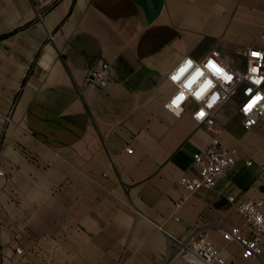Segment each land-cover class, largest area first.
<instances>
[{
	"label": "crops",
	"instance_id": "obj_1",
	"mask_svg": "<svg viewBox=\"0 0 264 264\" xmlns=\"http://www.w3.org/2000/svg\"><path fill=\"white\" fill-rule=\"evenodd\" d=\"M263 24L264 0H0V264H186L169 242L199 231L226 264H259L221 230L244 225L229 196L264 201L246 164L264 163V117L248 129L235 102L220 112L240 158L190 193L179 179L212 134L164 105L184 57L235 62L264 46ZM104 65L107 86L85 82Z\"/></svg>",
	"mask_w": 264,
	"mask_h": 264
},
{
	"label": "built area",
	"instance_id": "obj_2",
	"mask_svg": "<svg viewBox=\"0 0 264 264\" xmlns=\"http://www.w3.org/2000/svg\"><path fill=\"white\" fill-rule=\"evenodd\" d=\"M49 37L50 39L54 38L52 34H49ZM261 37L264 40V24ZM253 52L262 55L254 57ZM213 53L219 55L213 56ZM236 54L239 59L235 62L226 61L221 51L216 48L199 59L190 56L193 60L201 62L196 66L200 67L202 74L186 89L187 99L181 103V107L183 113L190 110L193 119L198 124L205 125L212 134L208 144L194 154L196 166L194 174L183 175L179 179L180 186L190 193L200 188L215 187L218 179L233 168L240 158L238 148L226 145L221 139L223 127L218 120L220 112L228 104L235 102L239 109L241 122L248 129L257 126L264 117V46H242L238 48ZM206 56L211 58L216 67L208 66L204 59ZM216 68H219L220 71H217ZM251 68H256L258 71L253 73L250 71ZM172 70L168 73L167 78ZM192 71L193 69H190L189 73ZM189 73H186L178 83L183 84ZM225 77H231V79ZM110 78L109 67L104 65L90 69L83 79L87 83L105 87ZM209 81L211 83L208 84V87H204L205 82ZM170 83L173 85V91L165 103L178 91L177 85ZM201 88L204 90L197 98L193 93L199 92ZM212 95H216L217 100L211 108H208V104L212 102ZM254 99H256V103L246 111V106ZM200 110L205 112V116L197 121L194 114ZM129 151L132 149L129 148ZM246 164L248 166L256 165L257 173L264 176V163L256 164L254 160L250 159L246 161ZM0 176L6 177V172L2 168H0ZM186 198L176 201V208H179ZM229 200L244 217V225L222 229L223 237L228 242L236 241L241 245L243 258H256L259 264H264V226L257 225L248 212H241L243 205L251 203L257 213L264 215V201L236 199L234 196H229ZM244 228L247 230L246 233ZM16 251L21 253L22 249L17 248ZM169 251L175 256H180L186 264H226L221 251L212 242L207 231L196 232L184 240H170Z\"/></svg>",
	"mask_w": 264,
	"mask_h": 264
},
{
	"label": "clouds",
	"instance_id": "obj_3",
	"mask_svg": "<svg viewBox=\"0 0 264 264\" xmlns=\"http://www.w3.org/2000/svg\"><path fill=\"white\" fill-rule=\"evenodd\" d=\"M259 54L262 55L261 53ZM212 55L218 56L219 54L213 53ZM204 59L205 61H207V64H209V61H212L211 58L207 56ZM200 63L201 62L193 60L190 56H186L177 64V66L169 74L168 77L169 81L177 85L178 91L167 103H165L164 108L165 110L169 111L173 116H175L177 119H179L183 113V108L181 107V103L187 99L186 89H188L197 79V77L201 76L202 74L200 67L196 66L199 65ZM190 69H193V71L189 73ZM186 73H189V75L185 79V82L183 84H179L178 82L181 81L182 77H185ZM225 78L228 79V77ZM204 87H208L207 82H205ZM203 90L204 89L201 88L199 92H194L193 95L197 96V94L202 92ZM216 100H217V96L212 95L211 97L212 102L208 104V108H211ZM204 116H205V112L203 110H200L199 112L194 114V118L197 119V121H200L201 118ZM245 126L247 127V124ZM241 212H248L251 218L255 220L257 225L264 226V215L257 213L251 203L243 205L241 208Z\"/></svg>",
	"mask_w": 264,
	"mask_h": 264
},
{
	"label": "snow or ice",
	"instance_id": "obj_4",
	"mask_svg": "<svg viewBox=\"0 0 264 264\" xmlns=\"http://www.w3.org/2000/svg\"><path fill=\"white\" fill-rule=\"evenodd\" d=\"M252 55H253L254 57H258L260 54H259V53H256V52H253ZM208 66H209V67H216V66L214 65V62H213V61H209ZM216 70H217V71H220L219 68H216ZM250 71L253 72V73H255V72H257L258 70H257L256 68H251ZM228 79H231V77H228ZM207 83L210 84L211 82L209 81V82H207ZM199 95H200V93L197 94V98H199ZM257 99H258V98H257ZM255 103H256V99H254L253 101H251V102L246 106L245 110L247 111V109H248V108H251L252 105L255 104ZM199 115H202V114H199Z\"/></svg>",
	"mask_w": 264,
	"mask_h": 264
},
{
	"label": "rangeland",
	"instance_id": "obj_5",
	"mask_svg": "<svg viewBox=\"0 0 264 264\" xmlns=\"http://www.w3.org/2000/svg\"><path fill=\"white\" fill-rule=\"evenodd\" d=\"M233 56H234L236 59H239L238 56H235V54H233ZM5 172H6V171H5ZM11 178H12L11 174H7V173H6V177H5V179L7 180V182L11 181Z\"/></svg>",
	"mask_w": 264,
	"mask_h": 264
},
{
	"label": "bare ground",
	"instance_id": "obj_6",
	"mask_svg": "<svg viewBox=\"0 0 264 264\" xmlns=\"http://www.w3.org/2000/svg\"><path fill=\"white\" fill-rule=\"evenodd\" d=\"M46 57L48 58V60L49 59H52V58H55V55H54V53H48L47 55H46ZM45 60V59H44ZM49 62V61H48Z\"/></svg>",
	"mask_w": 264,
	"mask_h": 264
}]
</instances>
